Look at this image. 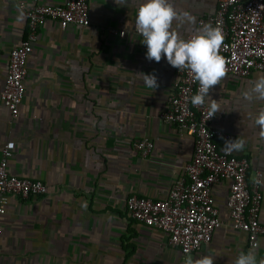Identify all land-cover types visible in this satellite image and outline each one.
<instances>
[{
  "label": "crops",
  "instance_id": "crops-1",
  "mask_svg": "<svg viewBox=\"0 0 264 264\" xmlns=\"http://www.w3.org/2000/svg\"><path fill=\"white\" fill-rule=\"evenodd\" d=\"M35 2L62 0H0V88L8 51L25 30L20 4ZM141 2L126 0L121 6L116 0H87L88 26L60 29L47 19L38 28L18 114L10 117L0 102V149L12 141L8 171L41 180L46 193L8 199L0 213V264H183L187 255L206 254L214 256V264H232L239 252L250 249L227 217L228 181L211 186L221 224L193 253L182 255L163 231L126 213L130 194L163 198L192 152L191 137L157 116L174 67L164 57L159 63L146 59L142 37L132 31ZM174 3L198 20L213 12L216 0ZM143 73L155 74L158 87H147ZM259 76L264 75L226 74L210 91L222 106L212 125L245 140V148L234 153L248 159V179L254 170L262 172L258 260L264 259V140L252 117L264 101L245 105L241 92ZM139 138L153 144L145 157L132 145Z\"/></svg>",
  "mask_w": 264,
  "mask_h": 264
},
{
  "label": "built area",
  "instance_id": "built-area-1",
  "mask_svg": "<svg viewBox=\"0 0 264 264\" xmlns=\"http://www.w3.org/2000/svg\"><path fill=\"white\" fill-rule=\"evenodd\" d=\"M20 7L25 30L21 40L8 51L0 88V102L10 117L18 114L24 93L27 57L43 22L55 20L60 29L69 24L89 25L87 0H62L56 4L35 2L20 4ZM208 23L223 31L225 39L219 54L226 60L227 75L244 78L252 71L264 75V0H216L213 12L197 20V25ZM132 31L140 36L135 21ZM108 32L118 36L124 34L123 30L116 29ZM198 87V82L186 70L173 68L166 104L157 116L191 137V157L163 198L130 194L125 199L126 213L136 222L163 231L167 243L182 255L193 253L211 240L221 224L211 186L228 181L225 207L229 223L244 234L248 248L256 247L263 233L258 220L262 172L254 170L248 179V159L225 151V140L234 139V136L212 125L215 115L209 118L207 104L202 107L192 105L191 96ZM12 145L13 142L8 141L0 149V213L12 196L25 198L46 193L41 180L8 171ZM132 145L141 157H145L153 146L147 138L136 139ZM257 179L260 183L255 182Z\"/></svg>",
  "mask_w": 264,
  "mask_h": 264
},
{
  "label": "clouds",
  "instance_id": "clouds-1",
  "mask_svg": "<svg viewBox=\"0 0 264 264\" xmlns=\"http://www.w3.org/2000/svg\"><path fill=\"white\" fill-rule=\"evenodd\" d=\"M123 6L126 0H116ZM23 18V13H21ZM196 27L194 32L182 34V29ZM136 32L142 37L141 43L147 48L146 59L159 63L162 57L178 70H186L191 78L198 82L197 92L191 96L193 106H208L209 118L222 110L221 104L212 99L210 91L221 83L226 75V60L220 49L224 43V34L220 27L212 24L197 26V17L193 11L178 8L174 0H142L136 9ZM142 79L147 87H158L155 74H144ZM245 105L264 101V76L257 77L241 92ZM252 126L258 129V137L264 140V107L252 117ZM245 140L239 137L225 140L224 148L228 153L242 151ZM256 183H260L257 179ZM211 254L193 258L187 255L183 264H214ZM232 264H264L257 258L255 246L239 252Z\"/></svg>",
  "mask_w": 264,
  "mask_h": 264
}]
</instances>
